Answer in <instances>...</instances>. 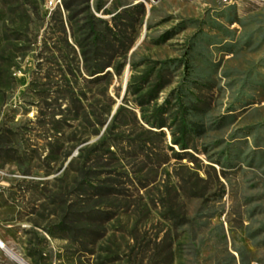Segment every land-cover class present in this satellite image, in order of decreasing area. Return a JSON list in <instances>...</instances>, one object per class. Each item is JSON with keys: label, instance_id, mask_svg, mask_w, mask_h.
<instances>
[{"label": "rangeland", "instance_id": "rangeland-1", "mask_svg": "<svg viewBox=\"0 0 264 264\" xmlns=\"http://www.w3.org/2000/svg\"><path fill=\"white\" fill-rule=\"evenodd\" d=\"M4 2L0 238L5 244L30 264H264V2L135 0L145 4L144 23L122 75L108 87L114 104L94 135L86 134L94 128L82 115L57 125L50 117L45 126L38 122L39 108L61 119L69 103L46 90L50 80L39 73L36 59L55 7L47 0ZM22 4L32 41L24 57L16 38ZM155 69L165 86L145 107H166L169 127L152 128L153 133L132 119L128 109L139 123L141 112L135 97L126 94L132 75ZM77 80L87 93L83 107L95 119L104 112L99 90ZM46 93L47 105L39 95ZM121 104L127 109L120 117L125 133L116 153L88 154ZM172 133L189 148L174 144ZM82 149L90 159L88 179L80 171ZM0 264L19 263L0 247Z\"/></svg>", "mask_w": 264, "mask_h": 264}, {"label": "trees", "instance_id": "trees-1", "mask_svg": "<svg viewBox=\"0 0 264 264\" xmlns=\"http://www.w3.org/2000/svg\"><path fill=\"white\" fill-rule=\"evenodd\" d=\"M109 1L61 0V4L55 7L47 27L41 35V50L36 55V59L39 73L44 72L42 75L45 79L51 82L53 78L58 79L56 84L49 81L46 90L51 89L52 92H59L60 96L68 100L69 103L68 107L62 111L67 112V115L63 113L64 116L61 119H56L55 116L58 113L48 111V107L39 108L38 122L42 126L50 118L57 125L67 122L68 117L77 119L82 115L83 119L89 120L90 126L94 128L90 131L85 126L88 129L86 134L94 135L99 133L97 124L103 126L106 123L114 104L113 99L107 94L108 87L115 76L120 77L122 75L127 63V54L140 35L146 15V7L143 2L112 0L109 7L107 5ZM6 3H8V0H5L4 4ZM24 3L35 8L34 3L29 1ZM25 4L20 5V7L25 6ZM22 10L19 23H17L18 36L16 38L20 42L21 57H24L30 50L29 46H31L32 41L28 36L29 22L26 20V18H29L28 9L24 7ZM100 14L110 15V18ZM108 68L110 69L107 70ZM79 78H83L89 85L95 84L99 90L96 96L97 94L101 95V99H98V101H100L101 107H104V112L98 116L96 115L95 119H90L89 113L83 107L84 97L87 99V93L85 90L77 88V79ZM164 86L165 83L162 80L160 71L156 69L152 73H143L137 77L132 75L126 95L132 94L135 97V104L141 112V123H139L137 114L133 110H127L126 106L121 104L107 124L99 141L88 154L94 153L96 158H103L107 154L116 153L117 142L123 138L121 134L125 133V130L121 129L123 124L120 119L122 112L125 110L130 111L132 119L146 132L155 133L152 128L169 127L166 107L157 104H154L152 110L145 107L155 102L158 92ZM39 95L42 104L47 105L50 95H47V93ZM146 110L150 112V115H147ZM144 123L151 128L144 127ZM118 128L121 130H116ZM55 130V135H57L60 128L55 127ZM182 133L183 136L187 134L186 127H182ZM158 134L165 137L163 130ZM172 136L174 144L179 145L182 150L189 148L184 142L175 138V133H172ZM139 142L141 147L146 144L142 145L143 139L141 137ZM83 152L82 149L81 155H79V159L83 158L84 160L85 158L80 171L88 179V161L90 159L88 156L84 157ZM175 154L183 156L187 154V151L183 154ZM72 161L73 159L70 164ZM48 232L50 233L49 230Z\"/></svg>", "mask_w": 264, "mask_h": 264}, {"label": "bare ground", "instance_id": "bare-ground-1", "mask_svg": "<svg viewBox=\"0 0 264 264\" xmlns=\"http://www.w3.org/2000/svg\"><path fill=\"white\" fill-rule=\"evenodd\" d=\"M224 1H228V0H224ZM263 1L264 0H260ZM0 247L7 252V254L16 262H18L19 264H30L27 260H25L21 255L17 254L16 252H14L13 250H11L6 244L5 242L0 238Z\"/></svg>", "mask_w": 264, "mask_h": 264}, {"label": "built area", "instance_id": "built-area-1", "mask_svg": "<svg viewBox=\"0 0 264 264\" xmlns=\"http://www.w3.org/2000/svg\"><path fill=\"white\" fill-rule=\"evenodd\" d=\"M49 6L56 7L58 4H61V0H47Z\"/></svg>", "mask_w": 264, "mask_h": 264}]
</instances>
